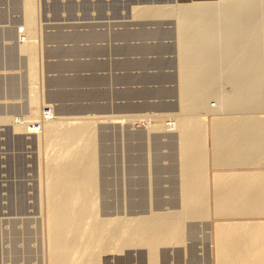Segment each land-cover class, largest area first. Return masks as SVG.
<instances>
[{"label": "rangeland", "instance_id": "obj_1", "mask_svg": "<svg viewBox=\"0 0 264 264\" xmlns=\"http://www.w3.org/2000/svg\"><path fill=\"white\" fill-rule=\"evenodd\" d=\"M26 1L0 0V264H48L43 170L46 160L60 145L53 136L54 139L51 136L40 138L43 122L41 131L28 130L33 129L36 121L44 119L43 112L47 107L53 111L51 121H93L98 217L127 221L129 217L149 215L150 218L164 212L179 215L184 209L182 200H179L183 188L180 180L186 171L180 167L182 161H179L185 157H180L178 132L165 133L163 124L189 113L181 95L184 85L181 66L186 54L183 41L188 38L202 42L206 32L216 35L217 45L207 53L211 56L210 65L213 67L207 75L218 78L216 86L221 94L229 95L236 91L232 90L237 89L235 84L228 80L230 77H226L236 72L237 68L241 71L245 66L246 72H242L241 76L245 81V85L242 83L245 86L243 90L248 89L247 92L252 86V79L264 69V0H248L252 1L249 5L251 10L259 8L252 14L248 5L241 7L243 0H220L219 3L215 0L211 9L207 8L209 10L201 0H32L36 6L32 30L24 25ZM232 20L238 27L234 31H238L237 35L234 33L236 36L227 33L226 28ZM245 22L253 24L254 31L251 32L254 35L251 32H245L247 35L240 33ZM230 41L235 48L229 61L233 66L222 58L224 47ZM25 42L35 44L31 56L20 47ZM198 52L196 50L193 54L198 55ZM240 56H243L242 63ZM32 58L34 69H39L34 79L37 84L29 76L28 66ZM250 63L254 65L251 67ZM229 68H232L231 71ZM200 73V76L203 75ZM250 74L254 76L252 79ZM201 85L202 94L199 92L198 97L206 96L203 98L209 102L190 112L203 121L199 126L206 135L204 153L209 157L204 156V169L208 170L223 167V164H213L214 156L221 150H217L219 147L216 149L213 143L212 125L215 123L212 121L215 116L221 118L231 112L235 118L247 113L245 116L261 115L264 119V105L247 106V109L246 106L230 107L229 112L225 107L222 111L217 107V94L207 90L206 85ZM35 91L40 113L39 117L32 118L29 117L30 96ZM208 104L212 108L209 109ZM184 108H188L187 112ZM17 119L27 123L28 129H15ZM154 124L158 127L150 129L149 125ZM239 125L232 126L238 128ZM148 130L151 132L148 133ZM263 149L264 145L258 156L257 153L251 154L254 158L260 156L259 162L251 163L252 166L264 165ZM244 162L239 161L235 166L250 165ZM208 195L206 193L204 203L208 212L201 216L183 217V239L160 243L157 263L207 264L206 257L195 253L200 249L202 217L210 212L217 214L214 204L209 207ZM147 253L148 247L144 244L126 245L121 250L100 253L99 264H147Z\"/></svg>", "mask_w": 264, "mask_h": 264}, {"label": "bare ground", "instance_id": "obj_2", "mask_svg": "<svg viewBox=\"0 0 264 264\" xmlns=\"http://www.w3.org/2000/svg\"><path fill=\"white\" fill-rule=\"evenodd\" d=\"M214 1L215 0H201V3L203 2L202 4L206 8V10H209L214 5L213 4ZM237 1H239V0H237ZM243 1H242V3L239 2V3H241V7H243V5L249 6L250 3L252 2V1L249 2L248 0L247 1L245 0V2H243ZM219 2H221V1L218 0V3ZM226 2H228V1H226ZM230 2H232V1H230ZM25 4H26L25 5L26 6L25 7L26 8L25 9L26 10V13H25L26 14V21H25L26 23L24 25H26L27 29L32 30V28L34 27V22H35L34 13L36 10V6L32 3V0H27L25 2ZM194 5H196V4H194ZM216 5L217 4H215V6ZM235 5H236V7L238 6L237 4H235ZM204 7H203V11L205 10ZM253 7H255V6H253ZM259 7H261V6L259 5ZM207 8H209V9H207ZM249 8H250V6H249ZM245 9H246V7H245ZM245 9H244V11H245ZM251 9L252 8H250V10H249L250 12L253 11V12H251V14L254 13L255 11L258 12V10H259V8H258V10L254 9V8H253V10H251ZM141 11H142V9H141ZM249 11H247V12H249ZM249 15H250V13H249ZM197 17H199V16H197ZM247 22L249 23L248 20H247ZM247 22L243 23L246 25H243L241 23L243 25L242 26L243 28L239 27V28H241V30H239L240 33L242 32V33L247 35V33H245V32H251V30L254 31L252 29V28H254V27H252L253 24L250 25V24H247ZM184 23H185V21H184ZM200 23H202V22H200ZM217 23H218V21H217ZM200 27H201V25H200ZM262 27H263V25H262ZM262 27H261V29H262ZM237 28L238 27L236 26V23L233 22V20H232L226 28L228 35L229 34L235 35L236 32H238V31L234 32L235 29H237ZM189 30H191V29H189ZM200 31H201V29H200ZM263 34H264V32H263ZM263 34H262V36L264 37ZM199 35H201V34L199 33ZM203 36H204V39L202 42L201 41L197 42L198 39L196 41L193 39L187 40L188 38L185 39V41H183L184 42V49H185L184 54H185V52H186V54L183 57L182 66H181L182 67V77H183L182 79L184 82L181 95L183 96L182 98L185 100V101L183 100L182 102H184V103L186 102L185 103L186 107L189 108V111H188L189 113H187L185 115H179L178 117H174L175 118L174 120L171 119L170 122L168 121L169 123L165 122L163 124V127H164L163 131L165 133H168L171 131H174V132L176 131V133L178 132V141H179L178 142L179 143L178 149L180 147L179 150L181 152L180 154L182 155V156L180 155V157H181V159H182V157H185L184 158L185 161L184 160L179 161V162L182 161L180 167L183 170H186L185 173L181 172L182 173V175H181L182 180H180V181L183 184V188L180 187L181 191H182V192H180V193H182V197H180L179 200H182L181 202L183 204L184 209L181 208L182 205H180V208L183 209V211L181 210V213H178L179 215H176L175 211L173 212V214H175V215H172V213L170 214V212L169 213L164 212V213L157 214L154 216L152 215V217H150V218H148L149 215L145 216L147 218H145L143 216L141 217V216L136 215L137 217H134V218L129 217L130 219L127 217L128 218L127 221H125V219H123L124 221H122V219H120L121 221H119L118 220L119 218L117 219V218H110L109 217V218L103 219V218L98 217V215H97V201H96V194H97L96 191H98L97 190V173H96L97 165H96V157H95V152H94V146L95 145H94V135H93V121H89V120L87 121V119H86V121L85 120L80 121L81 119L78 120V118H77L78 121H67V122L66 121L65 122L64 121L58 122L57 119H56V121H51L50 119H43L42 120L44 127H43L42 133H39L40 138L43 136H44V138H48L50 136L51 137L53 136L56 138V140H55L52 137L54 139V141L58 140L57 142L60 145V147H58V150H56L55 152L53 151L54 153L53 154L51 153L52 154L51 157L50 158L48 157L49 159L46 160L47 162L45 163V167L43 170L44 174H45V178L44 179L42 178L43 179V182H42L43 196H44L43 201H44L45 210H46V226H47V229H46L47 238L46 239H48L47 240V242H48V244H47L48 245V250H47L48 251V258H47L48 264H99L100 253H102L104 251H110L112 249L113 250H121L124 246H126V245L132 246V244L133 245L134 244L146 245L148 247V253H147L148 255H146L147 264H159V263H157V261H158L157 260L158 245L160 243H165V242L167 243V242L173 241L174 239H176L178 241L182 238V234H183L182 230L184 229L183 228L184 222H182V218L185 216H186V218H189V217L195 216V215L201 216V215H204L208 212V211H206L207 210L206 205L204 204L205 199H207L206 193H208V190H207L208 178L206 177L208 175L206 174L207 170L204 169V167H205L204 156H206L204 153V146H206V145H204V143H205L204 142L205 131L203 130L202 126H199L203 122L202 119H198V118H196L195 115L192 114L195 111V110L193 111V109H195L196 107L198 108V106L200 107V105H202V104L204 107V104H206V101H207V98H205L206 100L203 98L206 96L201 95L202 94V91H200V89L202 88L201 84H204L203 86L206 85L205 88L208 87L207 90H210V92L217 94L216 95L218 98V106L217 107L221 110L222 109L224 110L225 107H227L226 110H228L230 107H236V106H243V107L246 106V109H247V106L257 107L260 104L264 105V104H262L264 101V69L263 70L261 69V71L255 75V76H258V77H255V79H252V77H254V76H252V74H250L251 79L253 81L250 80V78H249V80L252 81V83H251L252 86L247 85V86L251 87V88L246 87V88L250 89L249 92H247L248 89L243 90V88L245 86H243L242 83L244 84L245 81H243L244 78L241 76L242 72L244 73V71L246 70V69H244L245 66H242L243 70H241V71L239 70V68H237L239 70L238 71L234 67L236 69V72H234V70H233L234 73H232L231 76L229 75L226 78L228 79L230 77L228 80L230 82L232 81L231 83L235 84L234 88L236 87L238 90L232 89L233 91L236 90L235 92H233V94L231 93L232 91L231 92L228 91L231 93L229 95H226V93L221 94L222 92L220 93V90H218L217 86H216V84L218 83V81H217L218 78L216 79L215 77L207 75V72L211 71L210 69L213 68L210 65V64H212L210 61L211 56H208L207 53H208L209 49H212V47L217 45L216 39H215L217 37L215 34L207 33V32H206V35H203ZM200 39H201V37L199 38V40ZM246 39H244V40H246ZM229 40H230V36H229ZM224 42H226V41H224ZM259 42H262V41H259ZM255 43H258V42H255ZM230 44H231V41H230V43L227 42V44L224 47V51H223L224 55H222V58L224 57L223 59L227 60L226 63H228V64L230 63L229 62L230 59H232V53H233V50L235 49V48L234 49L232 48L233 43H232V45H230ZM249 44H252V42H250ZM260 44H262V43H260ZM234 46H235V44H234ZM250 46H249V48H251V47L254 48L253 44L251 47ZM262 46H264V44ZM20 47H21L22 51L24 50L25 52H28L30 56L32 54H34V51H35V44L34 43L25 42V43H22V45ZM198 48H200V49H198ZM196 50L199 52L202 50L203 52L202 53L200 52L201 54H199V52H198V55L193 54V53H195ZM243 50H245V49H243ZM235 52H236V50H235ZM240 57H241V60L239 58H238V60H240V62L242 63V57L243 56H240ZM219 58H221V57H219ZM251 59H253V57ZM254 59H256V57ZM34 60H35V58H34ZM262 60L264 62V54H263ZM35 61H37V60H35ZM252 63H250V64H252ZM29 65H30V66H28V67H30L29 68V73H30L29 76H31L30 80L34 82L35 76H37V74L39 73L37 71L38 73L36 74V70H39V69H37V67H36V70L34 69L35 66H34L33 58L30 59ZM231 65L233 66V63ZM234 65H235V63H234ZM244 65H246V64H244ZM253 65L254 64H252L251 67ZM250 68H249V70H250ZM178 69L180 70V67ZM231 69H230V71H231ZM253 69H254V67H253ZM259 70L260 69H257L256 71H259ZM200 72H202L203 75L200 76V74H201ZM227 72H229V70ZM205 73H206V76H204ZM226 75H228V73ZM31 84H30V88L31 87L33 88L34 85L32 84L33 86H31ZM35 84H37V83H35ZM181 85H182V83H181ZM239 86H241V87H239ZM33 91H34V89H33ZM204 91H205V89H204ZM199 92H201L200 95H201V97L203 96L202 98H199L200 96L198 97ZM34 93H36V91L32 93V96H30V101H31L30 103L32 105H31V115L29 117L37 118V117H39L38 113H40L39 112V110H40L39 109L40 108L39 107V98ZM207 93L209 94V92H207ZM180 96H179V98H180ZM207 102H209V101H207ZM184 103H182V104H184ZM182 106L185 107L184 105H182ZM210 106L211 105L208 104L209 109L212 108ZM186 110L184 108V111H186ZM190 110L193 112H190ZM215 110H217V109H215ZM184 111H182V112L184 113ZM229 111H231V110H228V112ZM179 113H180V111H179ZM225 114L230 115L231 112H230V114H228V113H225ZM225 114H223V115H225ZM245 114H247V113H244V116L242 114V116H240V117H239V115L238 116L236 115V118H235V116L233 117L232 114H231V116H225V117L223 115L222 116L220 115L221 118L219 116H218L219 118L217 116H215L216 118L213 119L212 122L215 123V125H212V126H214V129H212L213 127L211 126L212 127L211 129L214 132V134H213L214 138L213 139L215 140V141H213V143L215 142L214 145H216V149H217V146L219 147L217 150L221 149L218 151V154L216 155V157L214 156L215 159L213 161V164H214V162H215V164H218V165L223 164V167H224V165H226V164L235 166L239 161H240V163H243L244 161H246L244 163L245 164L249 163L250 165H251V163L259 162L258 160H259L260 156L257 157L258 158L257 159L256 157L254 158V156L252 157V155H255L257 153V156H258L262 152L261 150H262V147L264 144H263V140H262L263 130H262L261 124L263 125L264 119H262L261 115H260V117H261L260 118V117H256V116L253 117V115L252 116L251 115L245 116ZM27 117H28V115H27ZM77 117H79V116H77ZM80 117H82V116H80ZM166 117H167V115H166ZM26 119H28V118H26ZM58 120H60V119H58ZM239 123H240V125L241 124H248V125L240 126ZM26 124H24V121L17 119L15 121V129L25 128L27 130L28 127ZM231 124L232 125L235 124L236 126L239 125V127L238 128L234 127ZM149 126H150V129H153V130H154V128L158 127V125H156V124L149 125ZM28 130L34 131L35 129L33 128V129H28ZM150 132L151 131L148 130V133H150ZM38 137H39V135H38ZM161 141H162V139H161ZM220 146L221 147L227 146V147L226 148L223 147V149H222V148H220ZM212 149H214V148H212ZM127 150H129V149H127ZM214 154H216V152ZM247 154H249L248 156H250L251 154L252 155L250 157H248V156H246ZM236 155L238 157H236ZM208 157H209V155H208ZM208 157H207V159H208ZM239 158L241 160H239ZM46 159H47V157H46ZM212 160H213V158H212ZM155 163H156V161H155ZM180 171H181V169H180ZM214 179H215L214 183H216V181H217V184H218V181H219L218 178L215 177ZM180 186H182V185L180 184ZM214 192H216V194H215L216 196L213 197V199L215 198V200H214V206L213 205L212 206L215 209L217 216H218V214L224 215L226 213H228V214L231 213V215H232V213H239V212L241 213V211H242L241 206L243 203L242 204L240 203L241 205L235 204L233 206H229V205L225 206L226 204H223L224 202L219 203L218 198H220L221 195H220V193L217 194V192H218L217 189ZM238 192H239V190H237L236 193H238ZM241 193L243 194V192H241ZM256 193L258 194V192H256ZM221 194H223V193H221ZM230 194H232V191L227 193L226 194L227 196L225 195L226 198H224L225 197L224 195H223V198L222 197L221 198L224 199V201H225V199L227 200V197L230 196ZM242 194L239 196V198H241V196H243ZM244 194H245V192H244ZM151 196L152 195H150V197ZM222 199L220 201H222ZM242 199H243V197H242ZM227 204H229V203H227ZM209 207L211 208V205H209ZM177 218H180L181 221H178L179 219H177ZM119 264H120V262H119Z\"/></svg>", "mask_w": 264, "mask_h": 264}, {"label": "crops", "instance_id": "obj_3", "mask_svg": "<svg viewBox=\"0 0 264 264\" xmlns=\"http://www.w3.org/2000/svg\"><path fill=\"white\" fill-rule=\"evenodd\" d=\"M225 166L207 170L209 205L214 204L217 189L221 195L219 203L224 202L225 206L243 203L242 211L218 216L210 212L203 216L200 249L195 255L206 257L207 264H264V165ZM215 177L218 184L214 183ZM229 190L234 194L224 201L223 195Z\"/></svg>", "mask_w": 264, "mask_h": 264}, {"label": "built area", "instance_id": "obj_4", "mask_svg": "<svg viewBox=\"0 0 264 264\" xmlns=\"http://www.w3.org/2000/svg\"><path fill=\"white\" fill-rule=\"evenodd\" d=\"M43 118L44 119H50L53 117V111L51 107H47L43 112ZM35 131H39L42 128V120H38L35 122V124L32 126Z\"/></svg>", "mask_w": 264, "mask_h": 264}]
</instances>
